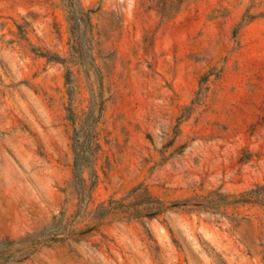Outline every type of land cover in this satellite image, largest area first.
Returning <instances> with one entry per match:
<instances>
[{"label":"rangeland","instance_id":"374dc122","mask_svg":"<svg viewBox=\"0 0 264 264\" xmlns=\"http://www.w3.org/2000/svg\"><path fill=\"white\" fill-rule=\"evenodd\" d=\"M0 264H264V0H0Z\"/></svg>","mask_w":264,"mask_h":264},{"label":"trees","instance_id":"16d2710c","mask_svg":"<svg viewBox=\"0 0 264 264\" xmlns=\"http://www.w3.org/2000/svg\"><path fill=\"white\" fill-rule=\"evenodd\" d=\"M10 245V244H9Z\"/></svg>","mask_w":264,"mask_h":264}]
</instances>
